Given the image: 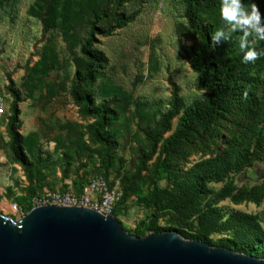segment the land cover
Here are the masks:
<instances>
[{
  "label": "rangeland",
  "instance_id": "374dc122",
  "mask_svg": "<svg viewBox=\"0 0 264 264\" xmlns=\"http://www.w3.org/2000/svg\"><path fill=\"white\" fill-rule=\"evenodd\" d=\"M113 1L110 8L116 7ZM14 2L0 4V215L19 221L38 205H57L45 203L46 194L79 196L90 181L106 176L111 187L124 191L128 212L118 219L125 228H134L148 215L152 168L164 142L181 115L208 97L207 90L197 87V73L190 66L199 36L188 26L183 0L125 1L119 11L131 17L128 24L95 35L94 46L105 58L96 79L81 92L115 112L109 124L114 149L106 175L102 148L91 134L95 119L71 94L75 73L87 62L81 47L88 14L77 16L69 29H46L30 13L36 0ZM220 28L230 31L224 21ZM249 41L264 53V41L251 36ZM238 50L239 40H227L221 54L227 57ZM256 70L249 101L233 104L210 128H198L169 156L172 173L163 183L169 197L180 198L195 176L204 180V193L186 216L159 214L155 223L161 230L148 234L194 232L196 216L191 214L218 208L225 215L223 222L230 215L233 220L210 236L216 244L210 246L255 242L264 254V161L241 171L232 168L236 151L253 142L264 117V65ZM16 96V127L22 138L18 153L8 126ZM219 169L225 170L223 176L215 175ZM242 188L251 194L236 196ZM239 221L246 222V234L233 225Z\"/></svg>",
  "mask_w": 264,
  "mask_h": 264
},
{
  "label": "trees",
  "instance_id": "16d2710c",
  "mask_svg": "<svg viewBox=\"0 0 264 264\" xmlns=\"http://www.w3.org/2000/svg\"><path fill=\"white\" fill-rule=\"evenodd\" d=\"M11 1L13 0H0V4H9ZM14 1L16 4L19 0ZM125 1L128 0H116V7L110 8V0H36L30 9L33 16L42 20L46 29H54L53 27L69 29L77 16H82L81 13L83 12L88 14L87 36L81 47L87 62L83 70L76 71V81L71 94L76 102L82 106L83 111L95 119L91 134L94 141L100 144L102 148L103 175H106L104 173H107L111 167L114 141L109 124L112 119L111 112H115L111 111L106 102L96 104L95 99L90 94L82 93L81 89L83 86L93 83L101 68V62L105 58L104 53L94 46L97 32L103 29L105 33H109L107 28L112 31V28L126 26L131 20V17H127L124 11H119L120 6ZM221 2L222 0H183L184 15L188 26L199 36V42L192 48L190 54V66L197 73V87L207 90L208 97L204 103L189 108L181 115L177 129L164 142L152 168L151 185L147 192L149 198V203L146 205L148 215L139 220L134 228H126L136 236H145L151 231H160L161 229L156 225L155 219L161 213L176 212L182 216L190 213L195 202L204 193V180L197 176L192 177L185 184L180 198H170L163 188L164 181L169 179L172 173L168 158L178 145L188 140L198 128H210L222 118L224 112L233 104L249 101V88L253 87V82L257 79L255 77L256 69L264 65V53L262 54L260 49L257 50L260 53L259 58L254 63L244 64L242 63L243 52L240 49L237 54L224 57L221 53L225 48V41L215 47L211 46V35L221 27L223 21L220 16ZM263 2L264 0H242L246 9L250 10L253 5H256L261 13L264 12ZM206 17L211 18V20L205 21ZM238 35L239 32L232 33L229 40L237 42L239 40ZM18 116V96H16L11 106L8 126L12 137L11 145L17 153L18 147L22 144V138L16 127ZM245 144V147L237 150L234 155L232 168L236 171L250 167L257 161H264V117L261 127L255 130L253 142L249 141ZM224 171V169L216 170L215 175L223 176ZM104 177L107 179L106 176ZM84 187L81 188L80 192L83 191ZM249 194H251V190L242 188L236 196L245 197ZM124 201L123 191L112 211V214L117 218L128 212V208L123 205ZM191 216H196L195 220H192L195 226L194 232L171 230L185 238L203 241L212 246L216 244H213L210 236L218 231L221 226L233 220V216L230 215L223 222L225 215L221 213V210L210 207L194 212ZM233 225H236L240 230L242 229V234H246L247 224L245 221L234 222ZM242 243L244 244L239 243L237 246L222 243V246L264 258V254L260 251V245L255 242L248 243V245L245 242Z\"/></svg>",
  "mask_w": 264,
  "mask_h": 264
},
{
  "label": "water",
  "instance_id": "95a60500",
  "mask_svg": "<svg viewBox=\"0 0 264 264\" xmlns=\"http://www.w3.org/2000/svg\"><path fill=\"white\" fill-rule=\"evenodd\" d=\"M0 264H264L175 231L136 236L113 214L38 205L21 220L0 215Z\"/></svg>",
  "mask_w": 264,
  "mask_h": 264
},
{
  "label": "clouds",
  "instance_id": "9594fccd",
  "mask_svg": "<svg viewBox=\"0 0 264 264\" xmlns=\"http://www.w3.org/2000/svg\"><path fill=\"white\" fill-rule=\"evenodd\" d=\"M220 16L230 31H225L224 28L217 29L211 35V46L220 45L229 40L232 33L239 32L241 33L239 49L243 52L242 63H254L260 53L251 47L249 37L264 41V14L255 5L251 10L246 9L242 0H222Z\"/></svg>",
  "mask_w": 264,
  "mask_h": 264
},
{
  "label": "built area",
  "instance_id": "2783aa9c",
  "mask_svg": "<svg viewBox=\"0 0 264 264\" xmlns=\"http://www.w3.org/2000/svg\"><path fill=\"white\" fill-rule=\"evenodd\" d=\"M45 203L57 205L84 206L96 209L104 214H112L117 202L122 196L121 188L111 187L107 180L100 176L89 182L79 196L69 193L46 194Z\"/></svg>",
  "mask_w": 264,
  "mask_h": 264
}]
</instances>
